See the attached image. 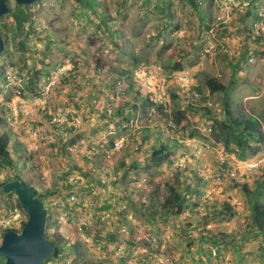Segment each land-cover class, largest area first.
<instances>
[{
    "label": "rangeland",
    "instance_id": "rangeland-1",
    "mask_svg": "<svg viewBox=\"0 0 264 264\" xmlns=\"http://www.w3.org/2000/svg\"><path fill=\"white\" fill-rule=\"evenodd\" d=\"M97 1L96 13L79 0H38L32 4L34 20L25 29L34 31L25 51L18 45L20 37L13 30V19L6 15L0 19V24L8 25L0 71L7 69L10 77L0 76V133L10 136L15 171L37 189L47 209L56 211L47 228L48 238L60 242L56 234H61V242L67 247L61 259L53 256L46 263L162 264L169 255L168 264H206L194 253L204 232L199 227L208 222L203 221L204 216L211 217V223L219 220L218 214L202 215L200 207L205 202L201 199L196 204L194 198L188 214L166 218L162 211H155L150 197L159 188L157 196L162 202L167 184L179 182L181 189L188 179L193 181L190 177L196 179L200 174L204 180L211 179L215 189L221 183L231 186L229 176L221 183L214 182L220 154L225 151L223 125H231L227 109L232 110V118L264 116V40L255 39L264 36V0H201L196 8L188 0H165V5L162 0ZM8 3L10 7L16 5L15 0ZM112 30L119 34L113 35ZM249 33H253L251 39ZM133 54L135 62L129 57ZM183 54L184 82L193 92L201 93L188 100L182 94L188 90L180 79H175L179 83L174 81L177 76H170L168 68L170 58L174 62ZM119 72L125 73L126 80L114 85ZM208 75L219 77L228 90L211 93L206 85ZM49 84L52 86L46 94ZM121 87L124 94L119 92ZM147 95L154 101L151 108L140 100ZM163 97L167 101L161 111V103L155 101ZM121 107L132 109L129 121L117 115ZM180 111L186 116L177 123ZM118 119L120 125L116 126ZM157 125L164 130L165 143L173 144L169 136L173 135L185 144L175 148L173 159L147 172L144 161L148 162ZM67 128L73 136L60 150ZM142 128L150 130L152 138L138 150ZM117 142L121 146L114 148ZM258 147L256 153L250 148L243 154L231 141L225 153L240 180L246 165L258 164L251 179H245L252 186L264 172V145ZM86 156L92 157V162L87 163ZM137 158L136 171L124 176L129 163ZM73 163L89 177L77 172L69 177L77 192L69 205L67 200L49 202L46 192L60 189ZM9 172L0 167V206L8 198L1 185L10 178ZM236 195L243 199L246 195L249 200L240 189ZM9 197L18 199L16 193ZM243 199L239 214L220 217L226 225L221 233L233 237L242 231L247 239L244 242L243 237L240 242L236 237L240 247L246 250L255 245L256 252L261 253L264 240L259 238L261 243L247 235L254 226ZM108 204L110 208L103 210ZM188 224L191 229L183 232ZM76 241L83 244L78 248ZM230 262L231 258L223 259L222 264ZM216 263L214 259L208 264ZM251 264H264V260Z\"/></svg>",
    "mask_w": 264,
    "mask_h": 264
},
{
    "label": "trees",
    "instance_id": "trees-1",
    "mask_svg": "<svg viewBox=\"0 0 264 264\" xmlns=\"http://www.w3.org/2000/svg\"><path fill=\"white\" fill-rule=\"evenodd\" d=\"M80 2L83 3V5L86 8H89L90 10H93V12H98L96 6L99 5L97 0H79ZM190 6L196 8L198 6V1L201 0H188ZM163 2L165 3V0H162V5ZM31 5H19L16 3V5L14 7L10 8V12L8 14H6V16L11 17L13 19V30L14 32L18 35L19 40L18 45L19 47L25 51L26 50V42L29 38V36L31 35V33L34 31V28H31L29 31H26V25L27 23H32V21L34 20V13L31 11ZM249 15H252L251 11H248ZM167 16L169 15L171 17V14H166ZM2 17H0L1 19ZM103 21L105 23H107L106 19H103ZM255 22V20H253V23ZM33 27V26H32ZM5 28H8V25L6 23H2L0 24V32L5 35L6 31ZM112 34H119L118 30H112ZM249 38L251 39L253 37V35L250 33V35H248ZM257 41H261L264 40V36H258L257 38H255ZM168 46V45H166ZM5 51V50H4ZM6 52V51H5ZM4 53V52H3ZM264 53V51H263ZM131 58L132 62L136 61V56L133 54L132 56H129ZM184 54L181 55L179 57V59L177 61H172V58L169 59V64H168V68H169V73L170 76L172 74H176L179 72L184 71L185 67H184ZM8 70L7 69H3L2 71H0V76H3L7 79L8 77ZM36 76L39 78L40 72L36 71L35 72ZM125 73L124 72H119L116 74V79L114 80V85H117V81L120 80H126L124 78ZM10 78V77H8ZM172 78V77H171ZM176 83H179L178 80H175ZM36 84H38V81H36ZM107 85V84H106ZM206 85L209 88L211 93H215V92H226L228 90V85L225 84L224 82H222L219 77L217 76H207L206 79ZM180 86V85H179ZM191 86V85H190ZM182 89V88H181ZM200 95L201 93L198 92ZM184 98L185 100L190 99V97L192 98L194 96L192 89L189 91H185L184 93ZM194 98V97H193ZM141 102L144 105H147V107L151 108V106L153 105L154 101L152 99V97L150 95H147L144 98H140ZM163 104H165V102L161 103L159 106V110L162 111V108H164ZM187 104H192V102H187ZM127 105V103H126ZM77 108H81L80 104L76 105ZM126 109V108H125ZM123 107H121L117 113L118 116H121L122 119H126L129 120L131 115H132V111H127L126 113H124L125 110ZM132 110V109H131ZM227 114H228V120L229 123L231 125H228V123H225L223 125V137H222V141L224 142V149L223 153H226L229 151V145L231 141H235L237 148L239 150H241V152L243 154H245L247 149H255V153L259 150L258 145L262 146L264 145V116L259 114H252V115H247L245 117H233L232 118V110L227 109ZM160 114V113H159ZM161 115V114H160ZM185 112L180 111V115L176 116V119L178 120L177 123L181 122V120L183 118H185ZM232 118V119H231ZM120 119H118V121L116 122V126H118L120 124ZM232 121V122H231ZM227 122V121H226ZM229 126H232L231 130H226V128H228ZM75 128V127H73ZM72 128V129H73ZM65 133L61 136V140H62V146L60 147V150H64L66 148V142L68 141L67 138L72 137L73 135V131L70 128L65 129ZM213 131L212 127H210L209 132ZM67 140V141H66ZM146 140V139H145ZM174 143L173 144H168L165 142H161L159 143V145H155L151 148L150 153L148 154V162L144 161L145 163V170L147 172H150V169L152 167H160L164 164L165 161L167 160H171L176 156V149L177 148H181L184 146L185 143L180 142L179 139L174 138ZM254 142L255 145H252L251 143ZM114 142H112L113 144ZM113 146V145H112ZM176 148V149H175ZM138 149V148H137ZM141 149V147H140ZM139 149V150H140ZM87 163L92 162V157L90 156H86L85 157ZM140 160L137 158L134 161H132L131 163H129L127 169L124 172V176H128L130 173H133L136 171V169L138 168L139 162ZM0 167L2 168H6L9 172V174L11 175L10 178L8 180H6L5 182H3L2 186V191L8 196V198H6V202L7 204L11 205V201L12 198L9 197L10 194L14 193V192H9L6 193L4 191V186L7 182L9 181H13L16 179L21 180L23 183H26L28 186L32 187L36 193L37 196H40L38 194L37 189L32 186L29 182H27L26 180L23 179V177L21 176L20 172L15 171V169H17V164L15 162V159L12 157L11 155V149H10V136L7 133H0ZM224 167L227 169H231L233 168L232 163L230 162V160H226V162L224 163ZM80 165L77 163H73L69 166L68 170L65 172L64 174V181L60 186V189L57 188L53 191H47L46 192V196L47 198H49V202H52L53 200L59 202L58 200H67L66 203L71 202L70 198L74 195L77 194V192L73 189V187H75V182L73 181V183L70 181L69 177L72 176V174L74 172H77L80 175H83L84 177L88 178L89 177V173L88 172H84L82 169H80ZM238 171L236 170V173ZM240 172V171H239ZM242 173V171H241ZM243 180L238 179V176L236 174L235 177H231V186L234 187L236 186V188H239L240 190H242L244 192V194H247L249 196V207H250V212H251V216H252V224L254 226V230H250L247 232L248 236H250L253 240L255 239H259L261 238L262 240H264V201L261 200L260 195L264 193V172H263V176L262 179L260 181H258V189L257 191H250V183L249 181H247L249 178L251 179L252 175L251 173L245 172L243 171ZM200 179L204 180V177L201 176ZM247 179V180H245ZM249 179V180H250ZM78 181V180H77ZM192 182H188L187 185L185 186V188H181V183L178 182V184H167V195L164 198V200L162 202L159 201L158 199V192H159V188H155L152 191L150 200L151 202L156 205V209L155 211L159 210L162 211V216H166V218H168L167 216L170 215H180L182 213H185L192 204V195L190 193H192V188H190V184ZM252 193V194H251ZM42 197V196H41ZM44 197V196H43ZM55 198V199H54ZM19 205L22 207L20 201L17 199ZM73 202V201H72ZM78 203V205H80V202L75 201ZM198 202H201V198L198 197L196 204H198ZM75 203V204H77ZM108 205H104L102 206L103 210H107L110 208ZM51 209V210H50ZM48 211L50 213H48L47 215V220H46V233H47V228L49 227V223L51 221V217L53 216V214L56 213V211H52V208L50 207L48 209ZM238 210L234 211V213H231V215L233 214H237ZM165 218V217H163ZM165 218V219H166ZM57 220V219H55ZM27 220L23 223V226L26 224ZM191 229V226L188 225H184L183 227V232L184 229ZM7 230H14L13 228H3L2 233L4 234ZM2 234V237H3ZM56 236L59 238L60 237V242H55L54 240H52V242L56 245V251L54 254V257L57 258H62L65 254V252L67 251V247L65 245V243L61 242V238H63V235L61 234H56ZM48 237V236H47ZM1 239V238H0ZM259 239V240H261ZM262 242V241H261ZM76 246L79 248L81 244L80 241H76L75 242ZM262 256V254H261ZM257 257H260L259 254H257ZM51 258L47 259L46 262H49ZM121 262L125 263V259L124 257H121ZM5 259L3 257H0V264H4ZM144 262V261H143ZM126 264V263H125Z\"/></svg>",
    "mask_w": 264,
    "mask_h": 264
},
{
    "label": "crops",
    "instance_id": "crops-1",
    "mask_svg": "<svg viewBox=\"0 0 264 264\" xmlns=\"http://www.w3.org/2000/svg\"><path fill=\"white\" fill-rule=\"evenodd\" d=\"M253 35V33H251ZM250 35V33L248 34ZM132 111L131 109H126V111L124 113H126L127 111ZM133 115V112H132ZM131 115V116H132ZM131 119V117H130ZM129 119V120H130ZM126 120V121H129ZM120 125V124H119ZM158 130V132L153 134V140L151 141L152 143H150V148H152L153 146H155L157 143H161V142H168L167 140H164L162 138V134H163V129L157 125L155 130ZM148 129H140V143L138 144V150L140 149H144L145 144H147L148 140L150 138H152L149 134ZM171 139H174L172 137H170ZM146 139V140H145ZM174 142V140H173ZM140 160V159H139ZM192 174V173H191ZM193 181V184H190V188H192V193H190L192 195V200H197V197L199 198H203V201L205 203H203L200 207V212L201 214H210V215H214V214H218V221H212L211 223H209V218L211 219V217H207L204 216L202 219L203 221L207 222L206 224L202 223V227H199L201 229H204V232L200 233L199 238L197 239L196 245H195V251L194 253H197V257L200 261L205 260L206 264H208L209 262H211L212 260L214 261L217 260L216 264H222L223 259L224 260H229L231 258V262L232 264H251L254 263L257 260L262 261V259L264 260V251H262L261 253H257L256 252V247L255 245H253V247L251 249H246L244 250L243 248L240 247V244L238 243L239 241L241 242V239L243 238V241L246 242V237L242 231L238 232V234L234 235L233 237L231 235H226L225 233H221L225 231L226 225L225 223H223L222 219L220 217H227V216H232L231 213H234V207L233 205H231V203L233 204V201L235 199H243L242 196L240 195H236V193H239V188L237 190L233 189L232 186L228 185L227 182V187L225 184H222V186L217 187V189L214 188L213 183L210 180H202L199 177H197L196 179H194V177H190ZM211 178V177H210ZM206 179V178H204ZM225 181V180H224ZM228 181H231L228 180ZM191 182L189 181V179L187 180V183ZM214 182L215 179H214ZM218 183V182H217ZM192 185V186H191ZM220 185V184H219ZM258 184L252 186L250 185V191H257L258 189ZM230 187V188H229ZM185 188V187H184ZM220 188H225L226 190L223 192H219L217 190H219ZM232 191H231V190ZM229 191H231V197L229 196ZM252 194V193H251ZM237 197V198H236ZM246 199L244 200V203H246L245 208L246 210H248L250 212V205H249V200L248 197L245 195ZM195 198V199H194ZM260 198L262 201H264V193L260 195ZM193 202V201H192ZM248 203V205H247ZM217 208H219L218 211H215ZM191 210V209H190ZM186 214H188L187 212H185ZM251 214V212H250ZM237 214H234L233 216H236ZM189 216H192V213H189ZM252 217V216H251ZM230 218V217H228ZM229 222V221H228ZM211 225H215L216 228L211 227ZM211 229H214L216 231H210ZM249 229V228H248ZM248 235V234H247ZM239 240H237L236 239ZM228 239H230L229 241H227ZM252 240V238H251ZM261 242V240H259ZM227 243V244H226ZM263 243V241L261 242ZM260 246V245H259ZM210 248V249H208ZM210 250L212 251L214 258L211 256ZM254 252L253 255H249L251 254V251ZM257 254H259L260 257H257ZM262 254V256H261ZM194 258V257H191Z\"/></svg>",
    "mask_w": 264,
    "mask_h": 264
},
{
    "label": "water",
    "instance_id": "water-1",
    "mask_svg": "<svg viewBox=\"0 0 264 264\" xmlns=\"http://www.w3.org/2000/svg\"><path fill=\"white\" fill-rule=\"evenodd\" d=\"M19 5H31L38 0H15ZM8 0H0V17L10 12ZM5 49V38L0 32V53ZM6 193L14 192L26 211L28 219L20 231L7 230L0 243V257L4 264H47L53 257L56 245L47 237L46 220L48 209L44 199L34 189L16 179L4 186Z\"/></svg>",
    "mask_w": 264,
    "mask_h": 264
},
{
    "label": "built area",
    "instance_id": "built-area-1",
    "mask_svg": "<svg viewBox=\"0 0 264 264\" xmlns=\"http://www.w3.org/2000/svg\"><path fill=\"white\" fill-rule=\"evenodd\" d=\"M184 73H176L174 79H180V82L182 83V87H185V89H187L188 91L191 90L189 87V83H185V77L183 76ZM184 77V78H183ZM125 80H120L117 81V85L119 84H123ZM56 84V82L52 83V85ZM51 84L48 85V87L46 88V94H48L49 90H50V86H52ZM120 93L124 94V89L121 87L119 90ZM194 96L193 97H197L200 96V94L198 92H193ZM167 101L166 97L163 98H158L157 102L158 103H164ZM181 141V140H180ZM121 143L117 142L115 143V147L114 148H119L121 145ZM226 154L222 153L220 154V162H219V169L216 171L217 173H215L214 178L218 183H221L224 181V178L226 176H231V177H235L236 176V171L234 170L235 168H231V169H227L224 167V163L226 162V160H229L226 156ZM258 164H249L246 165V167H244V171L253 174L257 168ZM11 205L4 204L2 206H0V238L2 239V230L3 228H13L15 231H20L23 227V223L28 219L27 213L26 211L23 209V207H21L18 203V201L12 199L11 201ZM233 205L235 206V208H237L238 212H240L239 209H241V207L243 206V201L240 199H236L233 201ZM171 260V256L166 255L165 258L162 260V264H168V262Z\"/></svg>",
    "mask_w": 264,
    "mask_h": 264
},
{
    "label": "clouds",
    "instance_id": "clouds-1",
    "mask_svg": "<svg viewBox=\"0 0 264 264\" xmlns=\"http://www.w3.org/2000/svg\"><path fill=\"white\" fill-rule=\"evenodd\" d=\"M156 103H158L157 100L155 101V104H156ZM165 103H166V102H165ZM154 112H156V110H154ZM169 126H170V124H169ZM174 135H175V134H174ZM169 136H171L172 138H177V139H179V141L181 140V139H180L179 137H177V136H176V137L173 136V135H169ZM180 142H183V141H180ZM201 176L204 177V175H201V174H200V175H199V178H200ZM202 200H203V198H202ZM233 207L235 208L234 205H233ZM235 209L237 210V208H235ZM239 213H240V212H238L237 214H239Z\"/></svg>",
    "mask_w": 264,
    "mask_h": 264
}]
</instances>
